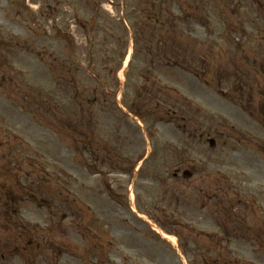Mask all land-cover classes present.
Segmentation results:
<instances>
[{
	"label": "rangeland",
	"instance_id": "rangeland-1",
	"mask_svg": "<svg viewBox=\"0 0 264 264\" xmlns=\"http://www.w3.org/2000/svg\"><path fill=\"white\" fill-rule=\"evenodd\" d=\"M173 1L185 56L157 61L159 0H0V264H139L144 236L142 264H168L138 213L197 211L203 172L264 240V0Z\"/></svg>",
	"mask_w": 264,
	"mask_h": 264
},
{
	"label": "flooded vegetation",
	"instance_id": "flooded-vegetation-1",
	"mask_svg": "<svg viewBox=\"0 0 264 264\" xmlns=\"http://www.w3.org/2000/svg\"><path fill=\"white\" fill-rule=\"evenodd\" d=\"M106 157L110 158L109 155ZM177 174V172L167 171V181H170L168 184L172 186ZM210 176L211 174L207 172L200 176V181L203 182L209 177V186L206 187V190L203 187L199 190L203 195V201L191 204L199 206L197 211L189 210V216L177 218L170 213L166 204L160 206L158 203L152 202L145 208H140L146 217L140 218V223L137 226L146 225L149 228L148 235L155 234L153 236L158 239L161 249L156 255H165L168 264H264V259L260 260L259 256L256 257L262 253V250L254 249V239L257 242L264 241L260 240L259 236L261 235L254 237L251 233H239L243 230V225L238 224V219L221 217L222 202L212 201L220 198L218 195L221 192V181L216 174ZM188 180L191 182L193 176ZM122 193L127 196L124 191H120L121 195H123ZM119 203L123 202L119 199ZM156 227H160L170 234L167 244L162 243L165 240ZM27 233L30 237L28 227L21 236L19 235V239L26 238ZM145 237L141 236V244L144 241L149 244V240H146ZM28 243L32 244L31 239L28 240ZM141 244L136 250L140 252L138 255L141 263L139 264H142L143 251L152 250L151 247Z\"/></svg>",
	"mask_w": 264,
	"mask_h": 264
},
{
	"label": "trees",
	"instance_id": "trees-1",
	"mask_svg": "<svg viewBox=\"0 0 264 264\" xmlns=\"http://www.w3.org/2000/svg\"><path fill=\"white\" fill-rule=\"evenodd\" d=\"M168 0H159V4L157 6V13H167L166 18H168V22H162L161 18L158 17L156 22L148 21L147 26L151 27L150 29V42L157 50V55L161 59L164 56L166 57L165 60H168V53L171 50L173 55L176 56L177 59L184 58L185 51L184 47V37L183 34H179V24H178V17L172 14L171 12L167 11L163 8V5L168 4ZM154 11V10H153ZM170 25V26H169ZM170 28L171 30H169ZM171 40V43H170ZM175 60V61H176ZM184 60V59H183ZM177 63V62H176ZM177 64H181V66H185L184 63L178 61Z\"/></svg>",
	"mask_w": 264,
	"mask_h": 264
},
{
	"label": "bare ground",
	"instance_id": "bare-ground-1",
	"mask_svg": "<svg viewBox=\"0 0 264 264\" xmlns=\"http://www.w3.org/2000/svg\"><path fill=\"white\" fill-rule=\"evenodd\" d=\"M129 59V58H128ZM126 65H127V61H126V63H125Z\"/></svg>",
	"mask_w": 264,
	"mask_h": 264
},
{
	"label": "water",
	"instance_id": "water-1",
	"mask_svg": "<svg viewBox=\"0 0 264 264\" xmlns=\"http://www.w3.org/2000/svg\"><path fill=\"white\" fill-rule=\"evenodd\" d=\"M186 175H188V174H186Z\"/></svg>",
	"mask_w": 264,
	"mask_h": 264
}]
</instances>
